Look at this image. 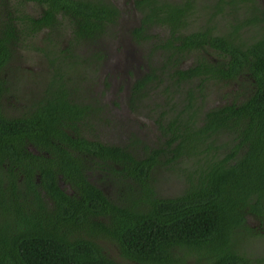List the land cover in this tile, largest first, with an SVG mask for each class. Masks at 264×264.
<instances>
[{
  "label": "trees",
  "instance_id": "trees-1",
  "mask_svg": "<svg viewBox=\"0 0 264 264\" xmlns=\"http://www.w3.org/2000/svg\"><path fill=\"white\" fill-rule=\"evenodd\" d=\"M101 1L17 0L23 19L42 10L45 24L57 23V15L60 22L69 21L60 25L62 33L70 27L67 46L80 59L77 64L92 61L94 54L88 58L71 47L92 44L94 29L102 31L103 22L116 14L114 5ZM161 2L166 0H136L143 17L133 30L151 43L149 69L132 84L130 96L134 108L139 101L149 106L145 101L153 98L160 109L157 143L149 146L134 128L123 145H105L98 134L83 132L91 127L84 112L89 104L56 98L65 93L54 86L56 73L48 76L39 100L46 102L25 115V106L33 103L27 82L34 72L10 64L17 30L0 1V100L5 110L25 105L10 118L0 110V264H123L110 258L99 240L116 244L120 257L135 264H264L263 227L246 222L247 214L264 220V33L244 49L226 38L211 39L230 57L226 69L216 64L222 78L246 68L256 84L221 82L205 54L189 66L180 62L206 37L200 30L175 35V24L183 25L178 13L190 9L173 4L177 12H166L161 8L173 7ZM260 14L263 28L264 10ZM249 22L256 26L254 19ZM228 85L245 92L238 93V101L205 108L210 94L227 97ZM83 95L82 89L76 97ZM35 175L51 204L40 197ZM169 175L181 186L175 193L169 187L172 195L160 184ZM60 180L77 195L63 192ZM233 222L245 231H234Z\"/></svg>",
  "mask_w": 264,
  "mask_h": 264
},
{
  "label": "flooded vegetation",
  "instance_id": "flooded-vegetation-1",
  "mask_svg": "<svg viewBox=\"0 0 264 264\" xmlns=\"http://www.w3.org/2000/svg\"><path fill=\"white\" fill-rule=\"evenodd\" d=\"M0 1L3 4H7L8 12L11 11L8 15L12 18V22L17 30V39L10 42V47L14 49V51L17 50L18 52L21 48L27 45L30 46V39L35 33V30L41 29L44 33V41L41 47L38 48V52L43 58L44 69L47 74L41 75L34 73L30 78L34 83H29L30 88L34 90L32 95L33 100H30L31 102H36L34 109L46 102L39 103V100L47 89L48 76L56 73L58 76L54 86L56 85L65 92L59 97L55 96L56 98L71 99L76 103L79 100L81 104H89L84 112H88L87 122L90 123L91 127L87 130L81 128L83 132L86 134H89L90 131L96 134L108 132V135H105L107 138L101 139V143L105 145H123L124 141L127 140V132L130 133V130L134 128L139 138L145 141L149 146L157 143L158 131L155 118L160 109L155 107L153 98L145 101V104L149 105L145 107L141 106L143 104L140 101L138 103L141 105L137 108H134L133 104L130 103L132 84L136 79L142 76L144 71L149 69L147 65L149 57L148 54H146L148 50L143 53L142 49L139 48V46L141 47L144 43H147L148 40L142 38L141 35L139 36L137 32H133L134 28L139 27L143 17L142 10L136 7V0H118V2L116 0H102L101 2H104L106 6L112 4L116 7V14L111 15L113 21L105 20L103 22L102 31L94 29L93 37L95 38L92 44L86 45L85 41H80L78 44L71 47L72 53L75 54L80 51H82L83 54H86V51L90 54H94L92 57L93 60L89 62L92 67L94 78L85 80L86 82H82L83 84H79L67 69L68 65H74L73 63H77L80 59L70 55L71 52L66 42L62 46H59V39L62 34L60 24L69 21L65 19L63 22H60L62 17L61 15H57L56 19H59L57 23L52 21L50 24H45L42 22L45 21L42 10L37 11L38 14L32 16L31 20L27 18L23 19V13H20V6L17 0ZM166 2L173 7V9H170V7H162L161 10L166 12H177L173 4L190 9L188 14L178 13L180 15L178 18L183 21V25L179 26L175 24V35L184 36L192 30H200L204 32L206 37V41L195 48L198 50L194 53L195 55L187 57L185 61H182L184 66L191 65L195 58L205 54L208 61L215 64L212 74L217 80L223 82V79L224 81H229L231 84L233 82L236 85L237 80L241 82L248 81L250 86H255L256 83L252 76L253 73L250 69L246 68H244L246 71L242 74L238 73L233 75L230 79H227V77L222 78V74L219 72V66L216 64H222L221 68L226 69L227 66L225 62L230 59V57L227 51H223L222 48L213 47L211 45L213 40L211 42V39H213V37L226 38L231 42L233 47L244 49L246 47V45H244L245 42L248 44L251 42L252 37H259L264 33L261 32L263 29H260L261 26L259 25L261 23L259 20L262 17L260 13L261 10H264V0H166ZM166 2H161V4ZM72 18L76 17L73 16ZM251 19H254L256 26L251 25L249 22ZM239 21H246V23L242 25L239 24L240 27L236 29V27L239 26L237 25ZM235 25L237 26L234 27ZM100 40L105 44V50L102 53L98 51V46L96 44ZM175 44H179L178 38ZM188 46L189 45L184 46L182 50L184 53L188 52ZM17 52L16 56L12 58V62H10L13 68H16L18 64L16 60ZM204 85L206 89L209 88L207 84ZM82 89L85 95L77 98L76 95H79ZM225 90L229 89L227 88ZM208 91H212L211 88L208 89ZM231 91H228L227 97H223V100L220 97L216 98L215 95L210 94L206 97L205 108L214 106L211 105L210 102L213 98L217 99L216 105H221L226 102L231 103L235 100L238 101V97L240 98L238 93L245 92L243 89L240 90V92H237V90ZM87 92L89 93L88 95L86 94ZM0 103V110L4 115H9V118L12 115H16L15 113L17 111L15 110H5L6 106L4 105L5 100L3 98L0 100ZM24 106H19V109L23 110ZM135 112L140 114H135ZM150 113L151 116L148 117ZM19 115L20 114L17 112V116ZM109 115H113V118L118 120V122L113 125L110 123L107 124L105 118ZM66 131L69 132L68 130ZM113 132H117V138L119 140L115 137H111ZM94 178V175L87 176V179L92 183L95 182ZM20 179H22V177H20ZM34 182L37 184V191L40 197L43 198L44 192L40 190L38 175H35ZM58 184L61 190L69 195H73L77 191L62 180H60ZM25 188H27V183ZM101 188L104 189L103 187ZM103 193L106 194L107 192L103 191ZM108 197L113 200L116 199L113 195H108ZM44 199L48 200L49 204L52 203L49 197H44ZM252 225L256 228L262 226L263 229H261V231L264 232V220H257V222ZM232 227L234 231H245L242 229L243 226L239 222H233Z\"/></svg>",
  "mask_w": 264,
  "mask_h": 264
},
{
  "label": "rangeland",
  "instance_id": "rangeland-1",
  "mask_svg": "<svg viewBox=\"0 0 264 264\" xmlns=\"http://www.w3.org/2000/svg\"><path fill=\"white\" fill-rule=\"evenodd\" d=\"M116 1L118 2V0H116ZM27 8H29L28 10H32V9L35 10L37 8V6L28 5ZM261 29H263L261 32H264V27ZM63 31H64V33L61 34V37L59 39V46H62L65 42L68 44V41L70 38V35L68 34V32L70 31V27L69 26L65 27ZM43 35H44L43 31L35 32L30 39V41H31L30 46L27 45L26 47L21 48L20 51L17 52V59L16 60L18 61V64L16 65V68H18L20 70L31 69L32 72L37 73V74H41V75L47 74L46 70L44 69L43 58L38 52V48L41 47V45L43 44V41H44ZM160 37H162V36H160ZM96 44L98 46V51L102 53L105 50V44L101 40L98 41ZM148 44L151 45V43H148ZM148 44L144 43L141 47L139 46V48L142 49L143 53L148 50L146 48L148 46ZM82 55H85L88 58L91 57V54L88 53L87 51H86V54L82 53ZM190 56H192V55L191 54L186 55L184 58L181 59L180 62L185 61V59H187V57H190ZM73 64L74 65H68L67 69L69 70L72 77L74 79H76L79 84H83L82 82H86L85 80H89V79L94 78L92 67H91L88 59L87 60L84 59V61H82L78 64L76 62ZM158 69H159L158 70L159 73H163V71H165V70H162L160 68H158ZM32 82H33L32 80H29L27 82L28 83L27 88L30 87L29 83H32ZM231 87L232 86L228 85V86H226L225 89L231 88ZM230 90L231 89L226 90V92H228ZM30 92L33 94L34 90L30 88ZM32 94H30V95L32 96ZM216 100L217 99H215V98L211 99L210 100L211 105L215 106L217 104ZM35 105H36V102H33L31 105H29V104L26 105L25 106V110H26L25 115H28V113L30 111L34 110ZM17 112L19 113L20 109L17 110ZM135 114H140V113L135 112ZM150 116H151V113L148 115V117H150ZM109 123L113 125L115 123V119L111 118ZM152 134H153V132H152ZM105 135H108V132H106L104 134H98V135H96V137L97 138L99 137L100 139H104V138H107ZM111 137L117 138L118 137L117 132H113ZM160 184H161V186H163L164 193H169L172 195L173 192L175 193V192L181 190V186L177 185V181H176V178L174 177V175H169L168 180H165V181H164V179H161ZM169 187L172 188L174 191L171 192ZM176 189H177V191H176ZM246 216H247L246 222L249 225H252L255 222H257L255 217H253L249 214H247ZM99 242L103 245V247L105 246V250H106L105 252L110 258H113L119 262H122L123 264H135V263H131L129 260H127L123 257H120L119 250H118V247L116 246V244H114L110 241L105 242V241L99 240ZM254 255H258V254L254 253Z\"/></svg>",
  "mask_w": 264,
  "mask_h": 264
}]
</instances>
